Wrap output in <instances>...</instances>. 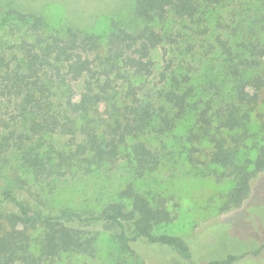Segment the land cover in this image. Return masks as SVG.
I'll list each match as a JSON object with an SVG mask.
<instances>
[{
    "label": "trees",
    "instance_id": "trees-1",
    "mask_svg": "<svg viewBox=\"0 0 264 264\" xmlns=\"http://www.w3.org/2000/svg\"><path fill=\"white\" fill-rule=\"evenodd\" d=\"M225 1L135 0L134 14L145 26L135 31L113 25L103 57L97 53L101 36L94 31L51 26L34 11H5L28 25L18 53L9 56L0 47V169L13 150L24 173L0 190V264H47L66 254L93 256L102 232L140 263L152 254L145 250L149 244H157L197 264L186 238L158 231L174 220L162 196H148L129 183L99 211H52L46 210L39 193L35 202L31 199L28 184L29 178L42 182L113 164L123 153L133 162L134 173L143 176L160 160L141 137L156 129V120L159 132H166L190 115L193 122L185 138L192 145L190 162L198 169L199 163L205 164L219 181H233L223 193L222 211L241 206L254 178L264 172V138L251 128L264 106V47L245 40L235 41V46L219 38L227 54L223 75L232 85L229 98L220 104L192 82V74L170 71L171 59L166 58L160 73L159 107L145 83L154 73L152 50L172 36L152 26L164 27L170 18L194 20L205 8ZM259 1L264 16V0ZM203 142L211 147L201 159L196 153ZM238 258L229 254L208 264H232Z\"/></svg>",
    "mask_w": 264,
    "mask_h": 264
},
{
    "label": "rangeland",
    "instance_id": "rangeland-1",
    "mask_svg": "<svg viewBox=\"0 0 264 264\" xmlns=\"http://www.w3.org/2000/svg\"><path fill=\"white\" fill-rule=\"evenodd\" d=\"M8 8L42 14L51 26L70 24L96 32L103 46L97 53L106 54V42L113 25L140 31L146 22L134 14L135 0H0V47L9 56L18 53L19 38L28 21L21 22L5 13ZM3 10V11H2ZM196 19L170 18L164 27H152L172 34L169 43L152 50L154 73L145 81L146 91L159 107L158 90L162 86L161 71L166 58L172 69L192 74V82L218 104L229 98L231 82L223 75L227 54L222 40L235 45L237 40L259 43L264 47V16L259 0H227L221 5L205 8ZM130 26V27H129ZM175 40V41H174ZM236 46V45H235ZM223 52V53H222ZM96 53L92 55L95 56ZM222 54V55H221ZM264 60V57H263ZM264 68V65H263ZM264 93V92H263ZM252 122V131L264 138V106ZM193 122L188 116L173 130L155 128L142 136L151 146L159 163L143 176L134 173L133 162L123 153L117 162L91 171L73 170L62 178L34 181L28 187L45 199L46 210L69 207L81 211H99L127 184L148 196L165 198L174 220L158 231L186 238L193 248L197 264H208L229 254L238 255L232 264H262L264 262V172L254 178L248 198L239 207L222 211L223 193L233 186L231 179L217 180L215 172L199 163L196 168L188 158L191 143L186 132ZM66 138H62L64 141ZM197 156L205 157L211 145L203 142ZM203 151V152H202ZM8 162L0 169V190L24 176L20 156L10 150ZM4 165V161H3ZM28 178V177H25ZM12 208V207H11ZM152 252L143 263L131 252H123L108 232H102L95 255L66 254L47 264H190L179 258L168 246L149 244ZM261 250L259 254H252ZM20 264V262H16Z\"/></svg>",
    "mask_w": 264,
    "mask_h": 264
}]
</instances>
